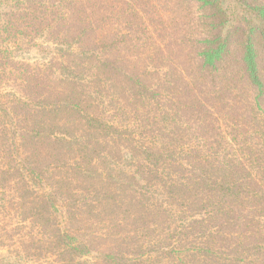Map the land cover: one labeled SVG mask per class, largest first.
Returning a JSON list of instances; mask_svg holds the SVG:
<instances>
[{
  "label": "rangeland",
  "instance_id": "rangeland-1",
  "mask_svg": "<svg viewBox=\"0 0 264 264\" xmlns=\"http://www.w3.org/2000/svg\"><path fill=\"white\" fill-rule=\"evenodd\" d=\"M146 1H140L144 3L140 5L133 0L139 11L144 7L146 22L149 17L160 19L168 26L174 22L180 34L194 41L210 38L214 17L201 0ZM252 1L264 3V0ZM162 4L165 6L161 7ZM235 5L230 4L231 10L236 8L235 23L244 24L247 15ZM67 7L65 0H0V264H65V235L62 234L65 230L74 233L73 243L80 248L73 254L71 264H113L112 261L121 264L123 259L134 260L141 255L150 258L146 264H229L230 260H235L231 264H264V212L257 208L260 205L257 199H251L264 197V149L261 148L264 135L260 131L256 133L255 129H264L262 38H254L262 86L252 84L243 75V62L237 52L212 74L207 70L210 75L206 85L201 87L207 92L215 87L219 95H201L194 91L212 125L210 128L215 127L213 133L205 136L194 119L179 117L183 109L178 103L185 101L183 95H173L162 88L158 93L153 92L158 95L157 101L152 98L151 102L138 104L117 101L118 97L113 98V95H95L96 107L92 111L99 113L105 123L115 128L129 127L145 148L150 147L153 152L172 159L160 165L161 174L168 181L164 185L157 184L160 178L152 175L153 184L147 190L151 207L156 205L157 214H161L159 222L147 220V213L135 222L134 213L139 211L127 198L124 208L109 216L119 225L115 234L124 240L105 249L111 239L103 238L111 226L105 218L108 212H104L103 220L99 221L96 215L79 222L65 219V193L68 192L65 188V82H62L65 73L61 66L65 65ZM56 26L61 29L59 34L54 30ZM122 27L118 25L117 28ZM154 36L156 38V34ZM167 42H161L164 49L170 46ZM142 44L145 47V43ZM148 44L152 47V43ZM194 44L195 50L204 47V43ZM232 49L236 50L235 45ZM198 68L196 59L192 69ZM158 69L161 78L168 75L164 66ZM177 83L185 86L183 81ZM216 96L218 98L214 99ZM213 100L219 103V109L211 104ZM44 109L49 112L42 113ZM44 117L54 120L43 125ZM164 117L169 119L168 124L163 122ZM38 118L35 130L44 150L38 148L37 153L32 144L23 146L21 135L33 128V120ZM39 123L43 125L41 130H37ZM50 133L56 135L53 141L48 139ZM57 146L63 147V154L61 159L55 160L50 153L56 152ZM250 148L256 154L250 152ZM213 159H216L214 168L211 166ZM208 160L211 161L207 163ZM239 162L241 166L255 164L248 167L249 183L243 182V194L251 200L232 205L233 212L227 216L209 214L212 208H205L198 202L197 190L192 186L185 189L182 185L183 180L194 185L207 169L219 174L225 165ZM149 174L146 172L147 177ZM178 177L176 199L172 205H167L163 202L164 192ZM71 195L80 203L85 197L88 200L91 197L81 188H74ZM246 217L257 220L248 229ZM256 228L262 230L257 238L261 244L259 249L250 246L254 237L249 234ZM217 233L224 236V240H216ZM87 239L89 242L85 241ZM134 242H139L142 248H137ZM134 252L142 254L137 256Z\"/></svg>",
  "mask_w": 264,
  "mask_h": 264
},
{
  "label": "trees",
  "instance_id": "trees-1",
  "mask_svg": "<svg viewBox=\"0 0 264 264\" xmlns=\"http://www.w3.org/2000/svg\"><path fill=\"white\" fill-rule=\"evenodd\" d=\"M75 1L65 0L68 5V15L65 16L64 24L65 65L61 66L65 73V81H62L65 82V188L68 189L65 193L67 194L65 219L67 222L73 220L79 222L86 217L96 215L99 216V221L103 220L102 214L108 212L105 218L109 219L107 225L111 223V226L107 228L108 232L103 236V238H111L110 243L104 247L107 249L109 245H115V242L119 241L122 243L124 240V238L119 239V235L115 234L119 225L114 223L115 218L109 216L123 209L127 198L139 211L132 212L135 214L133 217L135 222L146 217L143 213H147V220L151 218L159 222L161 214H157L156 205L151 207L147 190L153 184L152 175L160 178L157 179L159 180L157 184L164 185L168 181L167 177L161 174L160 165L170 163L172 159L169 158L170 156H164L163 153L153 152L150 147L145 148L144 143L138 141L129 127H117V129L114 125L105 123L99 117V113L92 111L96 107L95 95H113V98L118 97L117 101L138 104L151 102L152 98H154L153 101L155 99L157 101L158 95L153 92L158 93L164 88L173 95H183L182 100L185 99V101L178 103V106L183 109L182 114L179 115L180 118L194 119L200 125L199 129L204 136L213 133L215 127L213 125L210 128L212 125L208 121V116H205L200 108L201 100L197 98L198 94L194 91L201 95H219L215 87L209 92L201 87L206 85L205 82L210 75L207 70L212 74V71H217L219 65L228 60L231 54L237 52V56L243 62V75L252 84L262 86L256 66L257 51L254 38L256 36L262 38L264 45V3L252 0H229L247 15V19H244L245 23L240 24L235 23L236 8L231 10L230 2L201 0L206 10L214 17V28L209 31L210 38L194 41L190 36L180 34L174 22L169 23L168 26L164 21L152 17L146 18V22L144 7L141 8L142 11H139L133 4V0ZM137 1L140 5L144 4L142 2H147L146 0ZM154 8L156 10L157 6ZM99 13L100 16H98ZM118 25L123 27L119 29ZM59 26L54 28L58 34L61 32ZM150 29L153 33L149 31ZM163 40H167L170 45L166 49L161 46ZM138 42L140 44H137ZM148 42L152 43V47ZM195 42L204 43V47L195 50ZM142 43H145V47ZM234 45L235 51L232 49ZM146 46H149V49L146 50ZM196 59L199 62V68L193 71L192 64ZM161 66L168 71V75L165 73V78H161L158 69ZM176 80L183 81L185 86H180ZM210 80L212 82L213 78ZM159 82L162 83L159 84ZM204 99L207 101L206 97ZM211 104L219 109L217 101L213 100ZM47 112H49L48 109L42 111L45 114ZM45 119L43 125L51 124L54 120L49 117ZM167 119L164 117L165 124L169 123ZM36 120L39 118L33 120V128L21 135L23 146L32 144L35 152L38 148L39 151L44 150L37 138L39 133L35 130ZM43 125L39 123L37 130H41ZM255 129L256 133L260 131L264 135L263 128ZM53 136L56 135L50 133L48 139L53 141ZM56 148V152L50 154L55 160L61 159L63 147ZM261 148L264 149V146ZM249 151L256 154L252 148ZM209 161L211 160L207 163ZM215 161L216 159H213L211 163L213 168ZM251 161L256 160L251 158ZM249 164L255 166L254 163L241 166V162L234 165L228 164L221 168L219 174H212V169H207L200 174L201 179H197L194 185H190L189 180H183L182 185L185 189L192 186L197 190L198 202L205 208H212L208 211L211 215L214 213L227 216L233 212L232 205H242L241 203H247L251 199H257L260 204L257 208L260 212H264V197L247 199L243 194L245 188L243 182L249 183ZM146 172L150 173L148 177ZM140 179L142 181H139ZM179 180L178 177L177 181L164 192L165 204L172 205L173 199H176L175 188ZM202 187L207 190L205 191ZM74 188H81L85 194L90 195V201L85 197L84 202L80 203L79 199L71 195ZM43 217L49 219V217ZM254 220H256L255 217L245 218L246 229L256 223ZM85 222L87 220L82 223ZM45 224L46 221L43 220V225ZM62 234L65 235V264H71L74 260L73 254L80 248L73 243L75 242L72 236L74 233L65 230V234ZM249 235L254 237L251 248L259 249L261 244L257 238L262 235V230L256 228ZM262 238L264 239L263 235ZM217 239L224 240V236L221 237L220 233H217ZM85 241L89 242L88 239ZM134 244L137 248L143 246L139 245V242ZM133 254L140 256L142 253L134 252ZM145 256L141 255L134 260L126 258L121 264H146L150 258L145 259ZM108 259L111 260V258ZM119 260L122 261V257ZM234 261L227 262L231 264ZM112 263L119 264L115 261Z\"/></svg>",
  "mask_w": 264,
  "mask_h": 264
}]
</instances>
